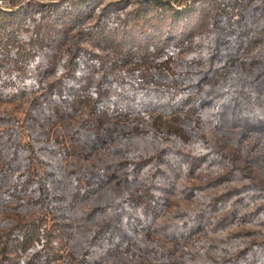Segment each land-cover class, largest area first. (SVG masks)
<instances>
[{
    "label": "rangeland",
    "instance_id": "1",
    "mask_svg": "<svg viewBox=\"0 0 264 264\" xmlns=\"http://www.w3.org/2000/svg\"><path fill=\"white\" fill-rule=\"evenodd\" d=\"M215 1L0 0V21L11 10L44 14L37 34L49 54L46 75H64L71 57L86 50L98 53L107 71L106 93L129 89L159 103L160 95L187 90L192 70L201 69L194 58L208 54ZM192 4L197 10L184 20L171 17ZM10 30L0 35V53L9 50ZM167 40L179 43L180 53L146 62ZM24 56L2 58L1 73L13 74V61ZM18 71L19 82L32 72ZM220 79L208 95L228 89ZM202 93L179 111L150 105L126 120L98 111L95 99L71 107L65 118L39 111L29 97L0 96V264L26 262L39 229L46 246L56 241L63 248L57 264L78 262L93 245V264H259L264 127L234 112L212 121L211 101L196 106ZM125 213L142 227L123 226ZM18 232L23 241L33 234L21 253Z\"/></svg>",
    "mask_w": 264,
    "mask_h": 264
},
{
    "label": "trees",
    "instance_id": "2",
    "mask_svg": "<svg viewBox=\"0 0 264 264\" xmlns=\"http://www.w3.org/2000/svg\"><path fill=\"white\" fill-rule=\"evenodd\" d=\"M208 1L206 0L207 4ZM216 2H219V5ZM212 4H214L216 14L211 20L212 36L210 42L207 43L208 54H204L201 60L194 58L201 69L192 70L196 77L190 82L191 86L187 90L175 98L160 95L157 98L159 103L154 102L152 98H144L129 89L117 91V94L106 93L107 91L103 88L106 85H103L107 71L104 72L100 62L96 60L98 53L93 55L86 50H81L82 53L77 52L71 57L64 75L62 72L57 74L52 72L51 75H46L49 67L44 65L46 60L44 57L49 54L43 50V41L38 40L37 34L44 14L37 12L36 16L31 17L37 10L24 9L23 12L11 10L0 21L1 36L3 32L8 33L13 28L8 34L13 38L12 40L9 38V50L0 53V60L5 57L12 61L16 60L20 54L25 56L22 57L24 61L20 63L13 61L14 70L10 71L13 73L11 75L6 72V74L1 73L2 69L6 68L5 66L0 68V96L11 97L19 94L29 97L39 111L44 110L52 114H55V111L56 114L61 112L65 118L68 117L67 112L71 107L83 104V101L95 99L94 108H98V111L102 110L112 114V117L126 120L142 114L150 105L154 108L159 104L169 105L179 111L180 108L190 103L188 99H191V94L203 92L196 106L207 105L210 103L208 101H211L209 105L212 107L210 115L212 121H216V118L223 116L225 112L232 115L234 112L237 120H246L249 125L264 127V0H216ZM225 4L228 6L225 7ZM196 10L194 4L184 10L173 9L171 17L174 20H184L186 15ZM7 29L9 30L6 31ZM171 50L180 53L179 43H173L171 40L158 42L150 52L151 58L146 62L152 61L151 63L154 64L156 62L153 59L157 57L168 60L172 55ZM30 54L32 56L28 58ZM91 56L94 57L91 58ZM62 62L68 65L66 59ZM18 67L32 70L23 82L15 81V76L22 75L21 73L14 74L19 72ZM218 78H221L218 81L221 82L220 87L226 85L228 89L222 88L217 96L208 95V93L212 94ZM3 81L5 83L7 81V85L11 83V87L5 86ZM126 86L132 87L130 84ZM96 89L102 92V96L92 93ZM216 100H221V103L217 104ZM53 195L57 196V194ZM49 206L53 208L56 205L51 202ZM120 219L123 226L132 231L142 227L139 226L140 218L133 220L126 214ZM29 236L33 238L32 233ZM29 236L27 235V238ZM44 236L42 229L35 233L32 243L33 250H31L29 259L22 264H57L64 258L63 248H59L56 241L50 247L46 246ZM14 238L19 239L20 242L23 241L19 232L14 234ZM27 238L19 244L20 253L25 248ZM94 251H96L95 245L93 248L89 247L84 250L80 260L74 264H93L88 256H91ZM259 264H264V258Z\"/></svg>",
    "mask_w": 264,
    "mask_h": 264
}]
</instances>
